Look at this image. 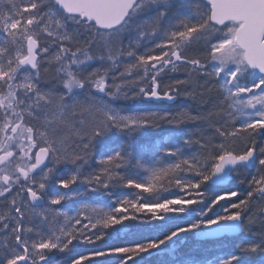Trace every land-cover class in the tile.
<instances>
[{"label": "snow or ice", "instance_id": "obj_1", "mask_svg": "<svg viewBox=\"0 0 264 264\" xmlns=\"http://www.w3.org/2000/svg\"><path fill=\"white\" fill-rule=\"evenodd\" d=\"M0 264H264V0H0Z\"/></svg>", "mask_w": 264, "mask_h": 264}]
</instances>
